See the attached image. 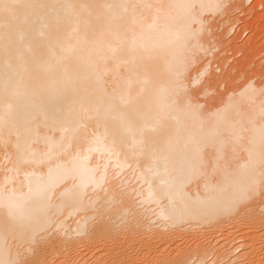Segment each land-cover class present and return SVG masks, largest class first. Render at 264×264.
<instances>
[{"label": "bare ground", "instance_id": "bare-ground-1", "mask_svg": "<svg viewBox=\"0 0 264 264\" xmlns=\"http://www.w3.org/2000/svg\"><path fill=\"white\" fill-rule=\"evenodd\" d=\"M227 1L0 0V264H264V84L190 90Z\"/></svg>", "mask_w": 264, "mask_h": 264}, {"label": "rangeland", "instance_id": "rangeland-1", "mask_svg": "<svg viewBox=\"0 0 264 264\" xmlns=\"http://www.w3.org/2000/svg\"><path fill=\"white\" fill-rule=\"evenodd\" d=\"M230 1L225 4L224 16L215 15L208 21L212 25L208 34L210 39L206 40L210 48L208 47L204 57H200L198 64H195V68L210 64V70L218 77L216 81H209L206 85L204 84L207 79L191 85L190 90L199 98L196 95L195 97L204 102L214 101L215 97L220 100L222 92L236 90L250 79L264 84V0ZM227 74L228 80L223 78ZM201 87L205 88L200 90Z\"/></svg>", "mask_w": 264, "mask_h": 264}]
</instances>
